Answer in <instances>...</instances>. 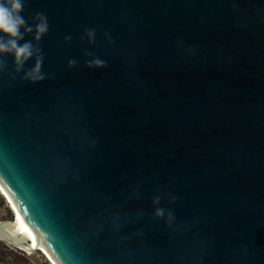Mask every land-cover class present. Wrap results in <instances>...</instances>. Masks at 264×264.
<instances>
[{
	"label": "water",
	"instance_id": "water-1",
	"mask_svg": "<svg viewBox=\"0 0 264 264\" xmlns=\"http://www.w3.org/2000/svg\"><path fill=\"white\" fill-rule=\"evenodd\" d=\"M19 14L32 55L0 54V186L29 233L0 238L54 264H264V0Z\"/></svg>",
	"mask_w": 264,
	"mask_h": 264
},
{
	"label": "clouds",
	"instance_id": "clouds-1",
	"mask_svg": "<svg viewBox=\"0 0 264 264\" xmlns=\"http://www.w3.org/2000/svg\"><path fill=\"white\" fill-rule=\"evenodd\" d=\"M23 7V0H0V54H11L17 70L23 62L32 55L30 45L25 43L17 46V41L21 38L19 29L24 25V20L20 16ZM46 29V25L41 21L36 27V39L39 38ZM31 29L25 28V31ZM7 37V39H4ZM39 61L29 73H25L26 79L38 80ZM160 213L158 212L157 215ZM0 229L11 236H20L29 233V228L18 215H14L11 221L4 222Z\"/></svg>",
	"mask_w": 264,
	"mask_h": 264
},
{
	"label": "rangeland",
	"instance_id": "rangeland-1",
	"mask_svg": "<svg viewBox=\"0 0 264 264\" xmlns=\"http://www.w3.org/2000/svg\"><path fill=\"white\" fill-rule=\"evenodd\" d=\"M0 195L3 197V203L0 204V222L11 221L14 211L1 192ZM0 259L6 261L2 264H25V260L30 264L39 260L48 261L52 264L41 250L33 253L24 249H18L3 239H0Z\"/></svg>",
	"mask_w": 264,
	"mask_h": 264
},
{
	"label": "bare ground",
	"instance_id": "bare-ground-1",
	"mask_svg": "<svg viewBox=\"0 0 264 264\" xmlns=\"http://www.w3.org/2000/svg\"><path fill=\"white\" fill-rule=\"evenodd\" d=\"M0 192H1L2 195L6 198V201L9 203V205L12 207V209H13V211H14V215H17V211H16V209H15L14 206L12 205L11 201L9 200L8 196L6 195V193L4 192V190L2 189L1 186H0ZM0 239H1V238H0ZM32 239H33V242H34V244H35L37 250H41V251L45 254V256L48 258V260H49L52 264H54L53 261H52V259H51L50 256L47 254V252L44 250V248L41 246V244L38 242V240H37L35 237H32ZM21 249H22V248H21ZM24 250L30 252V250H28V249H24ZM31 252H32V251H31Z\"/></svg>",
	"mask_w": 264,
	"mask_h": 264
},
{
	"label": "trees",
	"instance_id": "trees-1",
	"mask_svg": "<svg viewBox=\"0 0 264 264\" xmlns=\"http://www.w3.org/2000/svg\"><path fill=\"white\" fill-rule=\"evenodd\" d=\"M3 203V197L0 195V204ZM6 261L0 259V264L4 263ZM25 264H30V263H27V261L25 260L24 262ZM31 264H50L48 261H44V260H39V261H36V262H33Z\"/></svg>",
	"mask_w": 264,
	"mask_h": 264
}]
</instances>
